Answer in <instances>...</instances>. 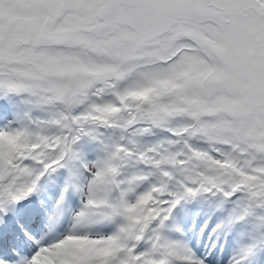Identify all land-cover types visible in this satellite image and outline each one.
<instances>
[{"label":"snow or ice","instance_id":"6c2138e0","mask_svg":"<svg viewBox=\"0 0 264 264\" xmlns=\"http://www.w3.org/2000/svg\"><path fill=\"white\" fill-rule=\"evenodd\" d=\"M0 264H264V0H0Z\"/></svg>","mask_w":264,"mask_h":264}]
</instances>
